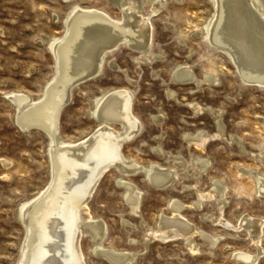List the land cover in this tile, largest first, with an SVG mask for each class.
<instances>
[{
  "label": "rangeland",
  "instance_id": "obj_1",
  "mask_svg": "<svg viewBox=\"0 0 264 264\" xmlns=\"http://www.w3.org/2000/svg\"><path fill=\"white\" fill-rule=\"evenodd\" d=\"M143 1L135 2L143 5L142 13L151 19V61H143L141 51L128 43L107 53L101 74L72 90L59 121L64 140H82L99 126L87 115L95 112L97 99L110 90H132L133 112L143 126L141 133L124 145V154L139 165L169 167L178 176L174 185L164 190L143 174L126 177L144 193L136 215L117 183L121 173L110 169L89 202L92 215L107 224L104 244L134 253L133 264H244L233 258L242 250L260 254L258 263L264 264V233L262 248H258L238 223L241 215L264 219V195L257 192L254 175L240 171L258 169L264 175V88L244 81L227 53L208 43L213 0ZM153 4L162 8L153 13ZM74 6L100 10L116 20L123 16L111 0H0V264L17 263L25 237L20 212L48 187L51 175L49 138L37 127L25 133L16 125L17 108L10 96L15 92L36 100L44 96L57 72L51 47L65 36ZM181 66L190 67L193 81L174 79ZM193 103L215 111L196 114L189 107ZM160 116L161 123L155 119ZM216 117L224 126L223 139L210 140L204 150L189 145L187 137L200 131L218 133ZM241 146L252 154L246 155ZM194 156L210 161L206 173H200ZM216 179L227 186L225 200L218 194L200 200L196 189L201 196H209ZM171 200L188 206L183 214L205 236L194 237L190 246L184 239L145 243L148 231L157 229L158 215H172ZM209 236L219 240L212 243ZM191 246L197 249L195 253ZM81 247L87 264H112L95 254L88 233Z\"/></svg>",
  "mask_w": 264,
  "mask_h": 264
},
{
  "label": "bare ground",
  "instance_id": "obj_2",
  "mask_svg": "<svg viewBox=\"0 0 264 264\" xmlns=\"http://www.w3.org/2000/svg\"><path fill=\"white\" fill-rule=\"evenodd\" d=\"M111 1L120 9L123 15L121 20H116L97 9L73 7L67 19L65 36L51 47L57 72L41 99L36 100L21 92L10 96L17 108L16 125L25 133L37 127L49 138L51 169L48 187L38 197L29 201L20 212L25 237L19 248L16 264H87L81 247L82 238L86 233L93 240V251L96 255L108 259L112 264H133L136 260L134 253L105 246L108 227L103 220H98L92 215L90 200L101 179L110 169L121 173L117 183L125 190L124 197L136 215L140 213L144 193L133 182L127 181L126 177L143 174L160 190L173 186L177 180L175 171L169 167L157 163L148 167L139 165L124 154V145L136 138L143 126L133 112L135 94L132 90H110L97 99L95 112L87 115L96 119L99 126L84 139L76 142L66 141L60 135V115L71 100L72 90L101 74L107 53L123 43H128L141 51L143 61H151L148 55L152 47L153 27L150 17L142 13L143 5L136 6V0ZM145 2L144 0L143 3ZM213 2L214 15L207 26L208 43L227 53L244 81L264 88V0ZM161 8L160 4L151 10L157 13ZM193 75L189 66H181L174 79L179 82H191L194 80ZM209 81L214 83L216 80ZM189 107L196 114L204 111L213 114L215 111L211 107L194 103L189 104ZM219 117H216L218 133L212 135L200 131L193 137H187L189 145L195 144L204 150L210 140L223 139L224 126L222 127ZM155 119L160 123L163 121L162 116ZM114 124L120 128L116 129ZM241 149L246 155L252 154L243 146ZM193 161L199 165L200 173L209 170L210 161L201 160L196 156ZM240 171L248 176L254 175L256 190L264 195V175L260 174L258 169L241 168ZM212 183L213 189L210 195L208 193L209 196L202 197L196 189L199 199H214L215 194H218L221 200H225L227 186L219 179ZM187 207L176 200L171 204V216H165L161 212L157 218V229L148 231L145 243L150 239L161 243L184 239L190 246L194 237L205 236L203 231L192 225L183 214ZM241 218L238 222L240 227H244L251 241L258 248H262L259 246L264 233V219L249 214L241 215ZM210 236L212 243L219 240ZM190 250L195 253L197 249L191 246ZM233 256L244 264H259L261 257L260 254L251 255L243 250L236 251Z\"/></svg>",
  "mask_w": 264,
  "mask_h": 264
}]
</instances>
